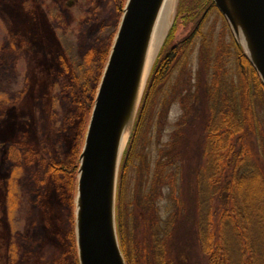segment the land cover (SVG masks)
Masks as SVG:
<instances>
[{"label": "trees", "instance_id": "trees-1", "mask_svg": "<svg viewBox=\"0 0 264 264\" xmlns=\"http://www.w3.org/2000/svg\"><path fill=\"white\" fill-rule=\"evenodd\" d=\"M115 1L123 12L122 0ZM95 54L92 50L87 55V65L92 67ZM92 77L89 67L83 97L75 99L88 110L82 131L94 103L88 98ZM262 98L264 84L214 0H180L121 165L117 224L127 264H179L171 248L184 214L208 264H264ZM175 105L179 113L170 120ZM197 119L202 120V135L192 141L190 126ZM148 120L169 126L168 141L160 144L158 139L152 156L135 152ZM153 138H145L146 147ZM193 147L201 163L183 168L185 153ZM186 171L193 174V192L181 197ZM51 172L68 180L74 206L78 160L67 166L51 164ZM130 176L134 182L129 187ZM74 264H79L77 256Z\"/></svg>", "mask_w": 264, "mask_h": 264}, {"label": "rangeland", "instance_id": "rangeland-1", "mask_svg": "<svg viewBox=\"0 0 264 264\" xmlns=\"http://www.w3.org/2000/svg\"><path fill=\"white\" fill-rule=\"evenodd\" d=\"M122 13L115 0H0V264L76 260L74 193L63 174L51 172V164L79 160L86 129L81 125L89 116L75 99L83 97L89 67L93 90L88 98H95ZM92 50L91 67L86 58ZM177 106L170 120L178 116ZM155 121L143 126L135 152L156 155L158 139L160 144L168 141L169 126L158 127ZM201 122L190 126L192 141L201 138ZM150 134L153 145L146 147ZM187 152L183 168L201 163L195 147ZM193 178L186 171L181 197L193 192ZM133 182L130 176L129 187ZM182 216L171 250L179 255V264H208L192 221Z\"/></svg>", "mask_w": 264, "mask_h": 264}, {"label": "water", "instance_id": "water-1", "mask_svg": "<svg viewBox=\"0 0 264 264\" xmlns=\"http://www.w3.org/2000/svg\"><path fill=\"white\" fill-rule=\"evenodd\" d=\"M163 2L126 1L94 98L78 160L74 200L79 264H127L117 224L120 170L151 73L173 25L154 59L139 98L148 48ZM214 2L264 84V0ZM239 36H243L249 51ZM131 119L129 139L121 150L124 132Z\"/></svg>", "mask_w": 264, "mask_h": 264}, {"label": "bare ground", "instance_id": "bare-ground-1", "mask_svg": "<svg viewBox=\"0 0 264 264\" xmlns=\"http://www.w3.org/2000/svg\"><path fill=\"white\" fill-rule=\"evenodd\" d=\"M176 3H177V0H164L162 7L160 9V12H159V15H158V18H157V21H156V24L154 26V30L152 33V38L150 40L146 65H145L144 71L142 73V83H141V87H140L141 89H140L139 98H140V95L143 91L145 81L147 80V77H148L149 71L152 67V64L154 62V59H155L156 55L158 54V51H159V49L163 43V40H164V38L168 32V29L171 26V17L175 11ZM239 40H240V42H242L246 46L247 50L249 51L248 44L245 42L243 36H239ZM131 122H132V119L128 125V128L124 132L121 150H123L125 148V146L128 142L130 131H131V127H129V126H130Z\"/></svg>", "mask_w": 264, "mask_h": 264}]
</instances>
